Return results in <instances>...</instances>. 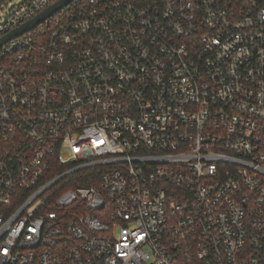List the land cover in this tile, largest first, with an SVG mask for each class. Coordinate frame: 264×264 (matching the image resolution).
I'll return each mask as SVG.
<instances>
[{
    "label": "built area",
    "instance_id": "2783aa9c",
    "mask_svg": "<svg viewBox=\"0 0 264 264\" xmlns=\"http://www.w3.org/2000/svg\"><path fill=\"white\" fill-rule=\"evenodd\" d=\"M57 1L0 0V39ZM0 264H264V0H70L3 42Z\"/></svg>",
    "mask_w": 264,
    "mask_h": 264
},
{
    "label": "water",
    "instance_id": "95a60500",
    "mask_svg": "<svg viewBox=\"0 0 264 264\" xmlns=\"http://www.w3.org/2000/svg\"><path fill=\"white\" fill-rule=\"evenodd\" d=\"M69 1L70 0H58L57 2L53 3L51 6L46 8L44 11L39 13L37 16H35L34 18L28 20L27 22H25L20 27L12 30L6 36L2 37L0 39V45L3 42H5L6 40L10 39L11 37H13V36H15V35H17V34H19L21 32H24V31L30 29L35 24L45 20L47 17H49L51 14H53L55 11H57L60 7H62L63 5L67 4Z\"/></svg>",
    "mask_w": 264,
    "mask_h": 264
},
{
    "label": "trees",
    "instance_id": "16d2710c",
    "mask_svg": "<svg viewBox=\"0 0 264 264\" xmlns=\"http://www.w3.org/2000/svg\"><path fill=\"white\" fill-rule=\"evenodd\" d=\"M81 184H84V185H90V184H92V181H90V180H85V181H82Z\"/></svg>",
    "mask_w": 264,
    "mask_h": 264
}]
</instances>
